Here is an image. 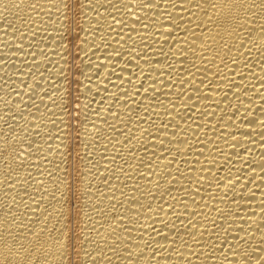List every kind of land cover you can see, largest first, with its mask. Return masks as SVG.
Listing matches in <instances>:
<instances>
[{
	"label": "bare ground",
	"instance_id": "bare-ground-1",
	"mask_svg": "<svg viewBox=\"0 0 264 264\" xmlns=\"http://www.w3.org/2000/svg\"><path fill=\"white\" fill-rule=\"evenodd\" d=\"M0 264H264V0H0Z\"/></svg>",
	"mask_w": 264,
	"mask_h": 264
},
{
	"label": "rangeland",
	"instance_id": "rangeland-1",
	"mask_svg": "<svg viewBox=\"0 0 264 264\" xmlns=\"http://www.w3.org/2000/svg\"><path fill=\"white\" fill-rule=\"evenodd\" d=\"M74 71H76V69H74ZM72 75H74V72L72 71ZM73 97V100L74 101H76V96L74 95V96H72ZM75 103L73 104V110L71 111V113H70V115H71V118H72V120H71V124L75 127L76 126V124H77V120H76V109H75ZM75 124V125H74Z\"/></svg>",
	"mask_w": 264,
	"mask_h": 264
}]
</instances>
